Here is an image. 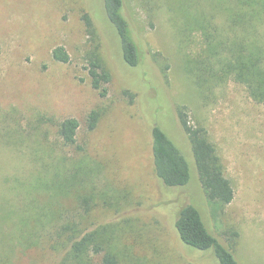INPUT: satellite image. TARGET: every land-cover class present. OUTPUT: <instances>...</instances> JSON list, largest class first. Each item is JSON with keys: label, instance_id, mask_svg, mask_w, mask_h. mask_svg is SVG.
Segmentation results:
<instances>
[{"label": "rangeland", "instance_id": "rangeland-1", "mask_svg": "<svg viewBox=\"0 0 264 264\" xmlns=\"http://www.w3.org/2000/svg\"><path fill=\"white\" fill-rule=\"evenodd\" d=\"M124 2L150 50L138 67L125 63L102 0H0V212L13 197L12 183L34 181L43 169L44 154L35 159L33 152H43L44 142L51 148V165L67 167L71 176L79 168L87 170L82 174L87 185L75 183L83 188L75 187L59 204L73 209L77 201L75 210L81 212L86 205L80 196L95 188L97 203L84 223L90 231L116 227L124 264H218L211 251L185 246L176 232L179 209L193 198L216 236L229 227L239 230V264H264V105L234 81L201 98L184 70L186 56L201 48L200 37L195 34L193 44L181 45V20L171 0ZM86 13L94 19L111 74L105 97L92 87L86 70L93 46L83 21ZM59 46L69 53V63L52 58ZM177 106L186 108L192 124L208 129L235 190L217 221L195 179L184 188H167L155 174V119L161 118L170 136L184 144L180 128L169 123ZM93 111L100 120L89 131ZM69 118L80 123L77 147L63 146L57 135L59 124ZM14 130L23 148L7 143ZM15 256V264H56L61 258L46 247Z\"/></svg>", "mask_w": 264, "mask_h": 264}, {"label": "trees", "instance_id": "trees-1", "mask_svg": "<svg viewBox=\"0 0 264 264\" xmlns=\"http://www.w3.org/2000/svg\"><path fill=\"white\" fill-rule=\"evenodd\" d=\"M171 6L176 18L181 20L178 29L181 45L193 44L195 34L200 37L199 52L187 55L184 62V70L199 96L209 99L216 88L234 81L245 87L253 101L264 105V0H171ZM102 8L106 21L120 41L125 63L130 67L140 66L150 50L127 15L124 0H102ZM83 21L93 42L87 53L86 70L92 87L105 97L111 74L104 62L94 19L86 13ZM52 58L61 63L70 62V55L62 46L53 50ZM165 70L163 73L167 77ZM176 112L170 115L169 123L180 128L183 145L170 136L161 118H156L152 124L155 174L167 188H184L195 179L217 221L233 202L235 190L208 129L200 123L192 124L185 107L177 106ZM99 120L100 114L91 112L88 130H95ZM79 128L80 123L75 118L59 124L57 135L63 146L77 147ZM17 134L14 130L7 135L6 141L23 148V139L17 138ZM40 146L45 152L40 149L42 153L36 150L33 154L35 159L44 154L43 169L34 181L12 183L13 197L5 200L7 209L0 212V264H15L16 253L40 247L61 255L56 264H124L126 256L118 251L121 242L116 227L108 224L95 226L90 231V226L84 223L97 203L95 188H91L89 196H80V202L86 205L80 207L81 212L76 211L77 201L76 210L59 204L62 198L74 193L75 187L82 189L87 185V179L82 177L87 170L79 168L77 174L71 176L67 167L58 168L48 162L49 146L44 142ZM175 229L185 246L211 251L218 264H239L236 257L239 230L229 227L216 236L194 198L181 205Z\"/></svg>", "mask_w": 264, "mask_h": 264}]
</instances>
